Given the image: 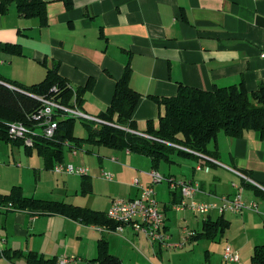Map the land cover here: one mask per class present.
<instances>
[{"label": "crops", "instance_id": "0c3cea01", "mask_svg": "<svg viewBox=\"0 0 264 264\" xmlns=\"http://www.w3.org/2000/svg\"><path fill=\"white\" fill-rule=\"evenodd\" d=\"M43 1L46 4L44 24L36 17H20L14 3L0 14V78L30 86L45 79L47 69L58 64V74L68 88L74 92L86 89L80 94L82 105L79 110L92 118L107 114L115 81L127 66L132 71L129 85L141 98L133 112V133L141 135L147 132L148 123L157 129L158 119L164 114L162 106L150 95L171 98L180 86L210 91L243 84L249 92L261 84L264 86V0ZM11 46L20 47L21 53H13ZM5 144L11 148L22 146L13 142ZM210 145L208 149L215 153L214 157L196 159L179 153L193 163L191 174L176 178L158 173L165 179L197 183L195 201L200 203H215L224 196L233 198L239 192L246 206L252 202L257 205L255 210L225 212L229 214L228 218L225 213L220 215L211 211L203 216L201 226L197 223L192 231L182 230V236H186V232L194 235L186 237L184 244L198 242L206 239L199 236L203 233L205 220L216 221L222 216L231 226L232 218L237 217L242 222L244 236L240 243L232 241V237L228 242L239 253L236 264H240L244 253L251 256L254 246L264 244V134L249 129L241 138L233 139L221 131L217 142ZM24 147L28 152L35 149L34 145ZM68 147L71 152L66 143L64 149ZM175 153L178 152H173L164 161L175 164ZM123 155L115 158L117 163L110 166L119 184H123L122 177L126 172L135 170L123 163L139 167L137 159L127 149ZM55 162L46 169L54 171ZM149 163L153 171L151 159ZM43 165L45 167V160ZM183 168L189 169V165L185 163ZM143 173H139L141 178ZM149 173L146 175L149 181H144L146 184L134 179L143 187H149L152 185ZM251 179L262 189L250 183L248 180ZM245 183L250 184L245 186ZM134 187V195L126 199L139 197L140 191ZM246 190L254 191L260 199L253 193L245 195ZM173 192L169 191L172 198L167 203H158L165 214V234L170 223L189 224L188 214L193 213L188 209H173V205L183 198L178 190L175 195ZM23 195L29 196L24 189ZM72 205L76 206L75 203ZM173 213L178 214L172 216ZM230 226L213 241H220ZM100 239L107 241L108 252L116 255L122 264L146 263L140 257L142 253L160 264L165 250L164 245L135 232L129 225L119 231L109 226H86L58 214L0 207V254L7 251L11 255L16 250L21 254L12 255L11 259L0 255V264H27L25 256L30 251L47 260L57 259V264H61V260H65L64 264H87V260L97 258Z\"/></svg>", "mask_w": 264, "mask_h": 264}, {"label": "trees", "instance_id": "16d2710c", "mask_svg": "<svg viewBox=\"0 0 264 264\" xmlns=\"http://www.w3.org/2000/svg\"><path fill=\"white\" fill-rule=\"evenodd\" d=\"M11 3L17 8V14L22 18H38L45 23L46 4L43 0H0V14L9 9ZM13 53H21L18 46L10 47ZM122 76L115 81V91L112 102L108 106L107 114L98 119L101 123L83 120L88 131L85 138L73 136L72 125L77 118L57 117L56 134L52 138H45L41 132L33 137V145L37 154L45 160V168L52 163L62 162L63 149L69 143L70 149L80 148L83 143H93L111 147L112 149H127L145 154L151 159V167L157 169L160 160H166L173 152L188 157H214L208 149V143H216L217 135L221 131L230 138H241L244 131L249 129L264 134V86L261 84L255 91L249 92L243 84L230 87L213 88L210 91L180 86L177 93L171 98H153L162 106L164 114L158 119V128L148 123V130L144 136L133 133V115L140 94L129 85L132 71L127 66ZM46 77L37 84L25 86L11 79L0 78V141L23 145V141L11 138L8 124L21 122L33 128L30 115L41 106L35 97L53 99L62 105L73 106L72 97L75 95L76 107L82 105L80 94L86 89L74 92L67 87L64 78L58 74V64L47 69ZM7 85H11L10 88ZM52 86L58 89L51 92ZM83 119V118H82ZM35 130V129H34ZM172 145L185 147L195 153L181 151ZM250 183H245L249 186ZM82 194H88L92 189L89 178H81ZM173 192V191H172ZM175 195V191L173 192ZM29 211L39 214H58L85 225L117 227L103 212L82 208L64 202L40 200L23 195V189L13 186L8 194L1 195L0 207ZM230 223L220 216L216 221L205 220L203 233L199 236L206 239H215L227 229ZM194 236V235H193ZM195 238V237H194ZM107 241L100 239L97 245V258L87 260V264H122V262L108 252ZM0 255L7 259L11 256H21L20 252H3ZM27 264H57V259H44L34 252L26 256ZM252 264H264V244L254 246L250 257Z\"/></svg>", "mask_w": 264, "mask_h": 264}, {"label": "rangeland", "instance_id": "374dc122", "mask_svg": "<svg viewBox=\"0 0 264 264\" xmlns=\"http://www.w3.org/2000/svg\"><path fill=\"white\" fill-rule=\"evenodd\" d=\"M73 136L82 139L88 134L87 129L83 125V119H76L72 125ZM212 146V143H208ZM82 147L78 148L75 154L69 150V147L63 150V160L62 162H55V165H71L75 169L81 168L87 170V175L91 180L92 189L88 194L81 193L80 180L82 176L76 174H57V172L52 171V169H46L43 165L44 160L37 154L36 149L30 150V152L25 151L24 145L20 147H13L6 145L4 142H0V193L7 194L11 191L12 186L23 187L24 193L31 197L43 198L48 200H58L75 203L76 206L86 207L92 210L104 211L106 212L109 208V204L112 199H126L130 195H134L135 187L132 183L134 178H137L141 183L146 184L147 173L151 171L149 167L150 158L145 154H139L133 151H129L135 158L139 167L134 168L130 163H123L126 167H132V172H126L122 177V183L119 184L116 178V173L111 165L114 166L115 158H121L124 156V149H112L104 145H98V143H83ZM208 147V146H207ZM12 151V153H11ZM113 157V158H112ZM175 164L166 163L160 160L157 172L162 175H175L176 178H183L184 175L191 174L193 172V163L186 160L179 153L174 154ZM183 158V159H182ZM187 161V162H186ZM187 163L189 169L183 168V165ZM122 163V162H120ZM144 169V170H141ZM144 171L143 178L140 177L139 173ZM105 175H110L112 177L111 181L105 179ZM161 175V176H162ZM174 179V178H173ZM175 180V179H174ZM149 181V180H148ZM177 182V180H175ZM151 183V182H150ZM170 183L164 178L161 183L154 184L153 191L157 198L159 204L167 203L171 200L169 195ZM245 195L253 196L257 199L254 191L246 190ZM129 198V197H128ZM176 212V211H175ZM176 215L178 213L171 214ZM190 217L189 224L182 222L170 223V228L163 232V234L168 238L166 244L176 245L183 244L181 247L177 248H167L164 246V254L161 257L160 264H228L222 261V255L224 254V248L226 245H231L229 239L232 237L234 242L240 243L242 237L244 236L241 232L243 230L241 220L237 217H233L231 222L232 225L228 231H225L224 236L220 241L212 239H201L198 242L185 243L187 236H182V230L192 231V229L197 227V223L201 226V221L203 216L195 215L194 213H189ZM226 218L229 214L225 213ZM171 221L174 219L170 218ZM200 228V227H198ZM151 240V239H150ZM154 242V241H153ZM160 244V242L156 241ZM155 242V243H156ZM167 249V250H166ZM247 253V252H246ZM241 257L240 264H252L248 254ZM140 256L145 260L146 263L143 264H155L151 258L145 256L142 253ZM250 255V254H249ZM252 255V254H251ZM158 259V258H156ZM140 263L142 261L139 259ZM159 261V260H158Z\"/></svg>", "mask_w": 264, "mask_h": 264}, {"label": "built area", "instance_id": "2783aa9c", "mask_svg": "<svg viewBox=\"0 0 264 264\" xmlns=\"http://www.w3.org/2000/svg\"><path fill=\"white\" fill-rule=\"evenodd\" d=\"M8 88L11 85H7ZM12 88V87H11ZM57 93L58 89L52 86L51 92ZM41 106L38 107L29 117L30 121H33V128L28 127L26 124L21 122H11L8 124L7 131L9 132L10 137L14 139L22 140L24 145H28L29 147L33 146V137L36 136L39 132L45 138H52L53 134H56V118L57 117H67L70 118H77L89 122H96L101 123L99 119L92 118L80 111L76 106V102L73 101V106L68 107L67 105H62L59 102L54 101L53 99L45 98V97H35ZM139 134V133H138ZM144 136L145 135H141ZM177 149H181V151L189 152L192 154H196L197 156H202L197 152H193L181 145H172ZM73 154L76 153V150L72 149ZM206 159V158H205ZM200 170L201 167H198ZM54 172L57 173H71L76 174L79 176L87 175V170L84 168L75 169L73 166L69 165H55L53 168ZM151 176L152 185L149 187H143L140 182L136 179L133 180V185L136 186L139 191V197L134 199H117L112 200L108 210H107V218L114 222L117 225L116 230H123V227L129 225L134 229L137 233H143L146 238L151 239L152 241L160 242V244L166 246L167 248H177L181 247V244L171 245L166 244L168 238L163 234V229L165 228V217L164 211L160 209L158 200L155 196L153 191L154 184L161 183L164 180V177L161 176L155 169L149 173ZM105 179L111 181L112 177L110 175H105ZM166 180L170 183V190L171 191H179L180 194L183 196L182 200L178 203L173 205V209L176 211H181L188 209L193 213L201 216H206L211 211H217L218 214L222 215L225 212H232V213H241L247 208L250 209H257V205L253 202L246 206L242 195L238 192L236 196L233 198L230 197H222L215 203H200L195 201L196 192H198V184L195 183H187L183 180L177 182L174 179L167 178ZM250 183L253 180H248ZM254 183V182H253ZM257 188L262 189L260 186L254 183ZM11 205L8 207H2V209H11ZM187 238L193 237L192 232H186ZM225 252L222 255V259L225 263L236 264L239 263V253L235 251L230 245H226L224 248ZM61 264L65 263V260L60 261Z\"/></svg>", "mask_w": 264, "mask_h": 264}]
</instances>
